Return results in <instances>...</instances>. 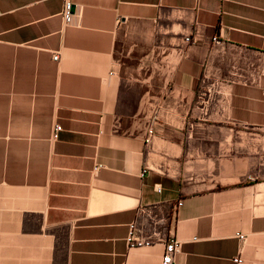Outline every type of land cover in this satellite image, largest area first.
I'll return each instance as SVG.
<instances>
[{
	"label": "crops",
	"instance_id": "0c3cea01",
	"mask_svg": "<svg viewBox=\"0 0 264 264\" xmlns=\"http://www.w3.org/2000/svg\"><path fill=\"white\" fill-rule=\"evenodd\" d=\"M71 2L0 0V264H264V0Z\"/></svg>",
	"mask_w": 264,
	"mask_h": 264
},
{
	"label": "built area",
	"instance_id": "2783aa9c",
	"mask_svg": "<svg viewBox=\"0 0 264 264\" xmlns=\"http://www.w3.org/2000/svg\"><path fill=\"white\" fill-rule=\"evenodd\" d=\"M73 8H74V4L71 2V0H63V8L61 12V17L63 19L65 26H69L72 23L74 16L76 15V13L73 11ZM186 41H189V38H187ZM53 59L57 61L58 56H54ZM258 74L260 77H264V65L259 70ZM262 99L264 103V89H262ZM262 128L264 129V124ZM61 130H62L61 126H56L53 129L52 135H51L52 140L58 139V136ZM149 133L152 134V131H149ZM157 191L159 192L160 189H157ZM178 205H181V203H178ZM135 231H136V226L135 224H132L130 226V233H129V237L127 240L129 245L130 246H140L146 243L145 241L138 240L135 238ZM239 239L244 240V237L239 236ZM181 247H182V243L178 240L172 239L169 242H167L164 246V253L161 257L160 264H174V257L181 252ZM233 261L237 264L241 262L240 258H235Z\"/></svg>",
	"mask_w": 264,
	"mask_h": 264
}]
</instances>
